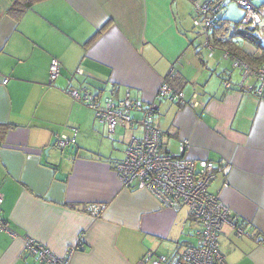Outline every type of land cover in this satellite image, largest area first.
<instances>
[{
	"label": "crops",
	"instance_id": "obj_1",
	"mask_svg": "<svg viewBox=\"0 0 264 264\" xmlns=\"http://www.w3.org/2000/svg\"><path fill=\"white\" fill-rule=\"evenodd\" d=\"M210 1L36 0L19 15L18 0H0V216L12 232L0 231V264H38L26 249L28 238L59 256L72 250L70 264H151L149 250L171 255L196 242L187 207H165L149 190L125 187L117 174L116 163L142 128L110 132L71 88L159 102L164 151L179 155L188 141L184 155L197 165L226 166L210 190L251 232L241 236L223 226L226 262L264 264V94L249 89L257 79L244 81L242 68L225 54L234 53L216 42L228 39L237 22L226 6L215 14L219 29L206 45L195 21L198 6ZM250 1L264 24V0ZM53 58L61 62L55 82ZM166 79L187 98L198 93V103L159 99ZM73 128L76 154L56 145ZM92 203L106 204L102 215L87 212Z\"/></svg>",
	"mask_w": 264,
	"mask_h": 264
},
{
	"label": "built area",
	"instance_id": "obj_2",
	"mask_svg": "<svg viewBox=\"0 0 264 264\" xmlns=\"http://www.w3.org/2000/svg\"><path fill=\"white\" fill-rule=\"evenodd\" d=\"M231 0H213L198 6L196 25H201L207 36L206 45L210 44V34L216 22V13ZM246 10L243 22L249 28H255L262 22L258 9L250 0H236ZM264 43V39H263ZM226 57L233 59L234 66L242 68L244 81L249 77L257 79V85H251L250 90L264 94V62L252 66L238 55L226 51ZM61 62L53 58L50 65V81L55 82L60 75ZM171 73L170 75H172ZM7 81V80H6ZM230 85L229 82H225ZM68 93L74 100L90 107L100 122L107 124L110 132L118 126L127 128H142L141 136L133 135L130 139L125 157L116 163V171L122 184L130 189H147L154 194L165 207L179 209L188 208L191 223L194 224L196 242L187 244L182 250L171 255L156 253L149 250L145 257L151 264H228L221 250L220 232L226 223L235 227L241 236H250L240 218L220 199L219 195L210 190L211 183L218 172L226 166L212 160H206L199 165L185 156L188 141L181 144L180 154L163 150L161 129L156 123L160 110L157 101L146 103L139 98H133L128 92L123 98L102 99L89 89L71 88ZM199 94L187 98L183 90L176 89L166 79L157 92V97L172 103L196 105ZM139 112L140 118L134 116ZM78 129L73 128L72 134L58 135L56 145L61 149L70 148L76 144ZM227 184V182H225ZM3 197L0 194V207ZM106 204L92 203L86 210L92 216L102 215ZM0 231L11 232L7 222L0 216ZM264 243V239L262 240ZM26 249L33 255L38 264H70L72 250L65 256L55 254L42 242L28 238Z\"/></svg>",
	"mask_w": 264,
	"mask_h": 264
},
{
	"label": "trees",
	"instance_id": "obj_3",
	"mask_svg": "<svg viewBox=\"0 0 264 264\" xmlns=\"http://www.w3.org/2000/svg\"><path fill=\"white\" fill-rule=\"evenodd\" d=\"M34 1L36 0H18V2L15 4L16 6H20L17 14L22 15L23 13H25L31 7ZM218 21L219 19L214 25L215 31L219 29L217 27ZM242 23L245 25L244 27H242V29L238 27V21L234 22V25L230 23L231 28L233 30L228 39L217 37L216 35L218 33H216V42L221 45H225V48L231 50L234 54L238 55L246 63L251 65H260L264 62V26L263 24H261V22L255 28H249L246 23ZM226 31L227 30L224 24H222V29L219 32L225 33ZM257 31L260 33V35L259 33H256ZM234 37L238 38V41L234 40ZM240 40L243 41V44L240 43ZM249 48H254V51H251V49ZM10 127V125L4 126V132Z\"/></svg>",
	"mask_w": 264,
	"mask_h": 264
},
{
	"label": "rangeland",
	"instance_id": "obj_4",
	"mask_svg": "<svg viewBox=\"0 0 264 264\" xmlns=\"http://www.w3.org/2000/svg\"><path fill=\"white\" fill-rule=\"evenodd\" d=\"M261 3H259V5H260ZM258 5V6H259ZM226 7L225 8H223V9H226V11H228L229 12V18L230 19H233L234 21H238V27L240 28V29H242V27H244L245 25L242 23L243 22V18L246 16V10L244 9V8H242L238 3H237V1L236 0H231V1H229L226 5H225ZM231 24H233L234 25V23H231ZM263 26H264V24H263ZM195 27V28H194ZM230 30L231 31H229V33H228V36H230V34L232 33V28H230ZM192 31L195 33V36L197 37H200L201 35L200 34H198L199 32L201 33V31H200V27L199 26H195V25H192ZM256 33H259L258 31L256 32ZM259 35H260V33H259ZM240 43L241 44H243V41L242 40H240ZM248 47V46H247ZM203 49L205 48V47H202ZM205 50V49H204ZM205 52H206V54H207V52H208V50L206 49L205 50ZM219 52V51H218ZM227 63H228V66H232L231 64V61L230 60H228L227 61ZM61 75V74H60ZM59 75V76H60ZM58 80L60 79V77H58L57 78ZM58 82V81H57ZM103 98V97H102ZM104 99V98H103ZM167 101V100H166ZM168 102H170V101H168ZM116 133H119V128H117V131H116ZM129 133V132H128ZM135 133H137L136 135H139V136H141V132H135ZM112 135H114L113 133H112ZM127 135H129V134H127Z\"/></svg>",
	"mask_w": 264,
	"mask_h": 264
},
{
	"label": "water",
	"instance_id": "obj_5",
	"mask_svg": "<svg viewBox=\"0 0 264 264\" xmlns=\"http://www.w3.org/2000/svg\"><path fill=\"white\" fill-rule=\"evenodd\" d=\"M77 150H78V148H77L76 144L71 145L70 148H68L69 153H72V154L73 153L76 154L77 153ZM63 151H64V149H63ZM64 158H65L64 155H61V157L59 158V163H61ZM56 177L59 180H64L66 178V174L58 171L56 173Z\"/></svg>",
	"mask_w": 264,
	"mask_h": 264
}]
</instances>
